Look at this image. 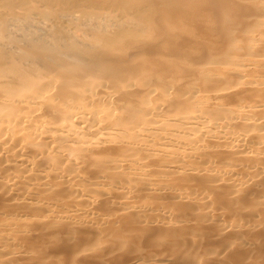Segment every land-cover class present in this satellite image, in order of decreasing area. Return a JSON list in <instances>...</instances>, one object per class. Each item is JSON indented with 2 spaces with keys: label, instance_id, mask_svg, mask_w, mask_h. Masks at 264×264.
Returning a JSON list of instances; mask_svg holds the SVG:
<instances>
[{
  "label": "bare ground",
  "instance_id": "1",
  "mask_svg": "<svg viewBox=\"0 0 264 264\" xmlns=\"http://www.w3.org/2000/svg\"><path fill=\"white\" fill-rule=\"evenodd\" d=\"M0 264H264V0H0Z\"/></svg>",
  "mask_w": 264,
  "mask_h": 264
}]
</instances>
